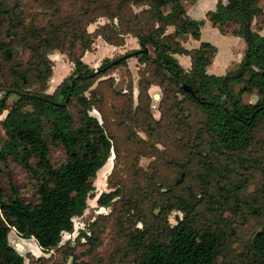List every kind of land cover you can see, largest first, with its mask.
Listing matches in <instances>:
<instances>
[{"label": "trees", "instance_id": "trees-1", "mask_svg": "<svg viewBox=\"0 0 264 264\" xmlns=\"http://www.w3.org/2000/svg\"><path fill=\"white\" fill-rule=\"evenodd\" d=\"M97 2L92 7V0H74L75 7L67 4L64 12L51 11L44 25L35 26L26 21L19 0L13 4L0 0V61L13 60L14 42L24 44L35 54L30 68L11 67L12 87H0L4 90L0 114L6 111L0 119L5 133L0 139V161L8 157L15 159L38 185V199L32 203L26 202L15 187L6 195L0 186V264H23V256L9 243L11 228L22 237L34 238L43 250H49L59 243L62 232L72 230L73 217L85 209L94 189L96 172L109 157L111 141L103 124L89 114L84 92L96 77L126 63V57L151 63L178 91L194 100L206 115L204 127L214 142L224 148L246 147L257 122H264V36L250 27L251 19L262 10L258 0L226 3L218 0L215 9L206 13L221 33L232 32L222 24L239 21V30L233 33L246 43L244 57L221 75L206 70L215 55V45L201 41L198 47L187 48L178 39L180 35L199 39L203 24V19L187 14L185 0ZM98 15L116 18V22L102 24L95 33L87 31V23ZM127 33L136 37L137 48L103 58L97 69L82 60L95 35L119 46ZM77 42L80 48L74 53L71 47ZM50 48L67 52L73 69L53 92H46L52 74V63L47 57ZM176 53L190 55V70L179 63ZM242 81L247 88L262 92L255 102L241 101L243 87L234 91V84ZM36 83L40 84L38 90L29 89ZM184 84L192 87L191 93L183 88ZM11 94L17 98L7 106ZM71 97L77 98L81 105L77 123L67 107ZM49 141L59 143L65 150L66 158L58 165L49 160ZM116 195V191L101 192L98 201L107 205ZM138 233L141 234H134L137 236L135 264H264V230L253 236L247 257L221 262L216 260L222 245L221 233L210 227L195 226L187 216L169 228L166 240H144L143 232Z\"/></svg>", "mask_w": 264, "mask_h": 264}, {"label": "rangeland", "instance_id": "rangeland-1", "mask_svg": "<svg viewBox=\"0 0 264 264\" xmlns=\"http://www.w3.org/2000/svg\"><path fill=\"white\" fill-rule=\"evenodd\" d=\"M14 1L8 0L9 4ZM19 1L26 21L35 26L44 25L51 11L64 12L67 4L75 7L74 0ZM92 1L90 5L95 7L98 2ZM185 1L188 6L194 0ZM257 3L262 10L251 19L250 27L264 36V0ZM112 21L115 23L116 18L98 15L87 23L86 29L95 33L99 26ZM239 24L231 20L229 25H222L233 33L239 30ZM201 31L202 39L216 44L222 55L230 54L236 46V42L223 40L224 35L217 29H211L210 22ZM187 37L180 35L178 39L184 47L193 48V42H189L192 37ZM13 44V60L0 61V87H12V66L30 68L35 59L24 44ZM111 47L100 35H95L82 60L97 69L103 58L125 54L137 48L138 42L127 33L122 45ZM71 48L78 52L79 43ZM175 56L185 70H190V55ZM47 57L52 63V74L45 91L53 92L71 74L73 63L67 52L57 48H50ZM125 61L96 77L84 92L88 112L103 124L111 150L96 172L85 209L72 219V230L62 232L59 243L49 250H43L32 237L20 236L14 228L8 233L9 243L23 256V264H135L134 234L140 235L141 231L144 240H166L169 228L187 216L195 226L221 233L217 262L247 257L253 236L264 230V122H257L246 147L224 148L214 142L204 127L206 115L194 100L178 91L151 63H141L134 56L126 57ZM210 64L206 70L213 73ZM241 87L244 103L255 102L262 93L247 88L244 81L233 86L235 92ZM39 88L38 83L29 87ZM3 92L0 89V97ZM16 98V94H11L6 105ZM67 107L77 123L81 109L77 98L71 97ZM4 137L0 125V139ZM48 146L53 165L65 160L62 145L49 141ZM0 186L6 195L15 187L26 202L38 199L36 179L13 158L0 161ZM108 191H116L117 195L107 205H101L98 196Z\"/></svg>", "mask_w": 264, "mask_h": 264}, {"label": "crops", "instance_id": "crops-1", "mask_svg": "<svg viewBox=\"0 0 264 264\" xmlns=\"http://www.w3.org/2000/svg\"><path fill=\"white\" fill-rule=\"evenodd\" d=\"M217 1L218 0H194L191 4L186 6V12L191 18L203 19V24L201 25V27H203L206 23L210 22V28L217 29L219 31L218 27L214 25L212 20L208 19V17L206 16L207 11L215 9ZM201 27H200L199 39L189 38V42H193L192 47H198L201 41H206L202 39ZM212 31L215 32V30ZM227 33H221L222 35H224L223 40H231L233 42H236V46H234L230 54L226 56L221 54L216 44L208 41L216 46V52L210 64V68L214 74H222L228 71L229 68H231L234 64H237L244 57L243 55L241 59L239 58L240 54L244 51V49H246V43L244 39L239 35L233 34L232 32H227ZM115 47L116 46L112 45L111 48H115ZM84 56L82 58H84Z\"/></svg>", "mask_w": 264, "mask_h": 264}, {"label": "water", "instance_id": "water-1", "mask_svg": "<svg viewBox=\"0 0 264 264\" xmlns=\"http://www.w3.org/2000/svg\"><path fill=\"white\" fill-rule=\"evenodd\" d=\"M183 88L187 91V92H192V87L190 86V85H188V84H184L183 85Z\"/></svg>", "mask_w": 264, "mask_h": 264}]
</instances>
